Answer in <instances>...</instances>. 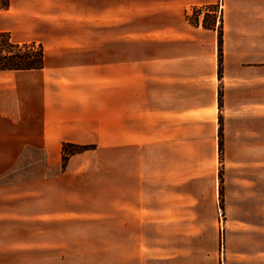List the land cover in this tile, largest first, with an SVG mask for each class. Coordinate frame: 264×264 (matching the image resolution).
<instances>
[{
  "label": "crops",
  "instance_id": "obj_1",
  "mask_svg": "<svg viewBox=\"0 0 264 264\" xmlns=\"http://www.w3.org/2000/svg\"><path fill=\"white\" fill-rule=\"evenodd\" d=\"M223 2L220 76L187 18L218 0L139 36L121 0L101 36L87 3L42 20L44 67L0 71V264H264V0Z\"/></svg>",
  "mask_w": 264,
  "mask_h": 264
},
{
  "label": "rangeland",
  "instance_id": "obj_2",
  "mask_svg": "<svg viewBox=\"0 0 264 264\" xmlns=\"http://www.w3.org/2000/svg\"><path fill=\"white\" fill-rule=\"evenodd\" d=\"M3 2L5 0H2ZM120 0H10V6L8 9H2L0 7V31L8 32L11 36L13 42L20 45H34L35 49L40 47L43 49L41 43L37 42V31L38 28L43 26L41 24L42 20H59L60 13L56 14L57 6L64 8L65 12L63 13V18L72 16V12H68L71 9H74V6L77 4H88L94 6L96 14V36L103 35V23L110 20H114L113 16L115 15V8L113 4L119 2ZM126 4V28L127 36H139L144 31L152 30L154 26H166L168 20V15L165 11H154L155 8L152 5L156 2H162L165 4L166 0H121ZM153 3V4H152ZM112 5L109 10V6ZM224 2L223 0H218L217 5L215 6H202L199 8H193L189 16H187L190 23L193 25H198L199 22L207 25H218L219 30L221 26V15L223 10ZM205 11H212V15H208ZM106 13L108 17H106ZM111 17V18H109ZM222 29V28H221ZM218 30V34H219ZM114 31V30H112ZM159 49L161 52H165L166 43L165 40L161 41ZM143 52H146L143 50ZM222 52V46H221ZM219 46H218V75L219 66L221 65V59L219 57ZM222 54V53H221ZM222 72V65L221 70ZM220 127V126H219ZM223 128V126H222ZM219 139V136H218ZM222 159V158H221ZM220 159V160H221ZM222 203L220 201V208ZM219 214L223 217V212L219 210Z\"/></svg>",
  "mask_w": 264,
  "mask_h": 264
},
{
  "label": "trees",
  "instance_id": "obj_3",
  "mask_svg": "<svg viewBox=\"0 0 264 264\" xmlns=\"http://www.w3.org/2000/svg\"><path fill=\"white\" fill-rule=\"evenodd\" d=\"M0 7L2 9H8L10 7V0L4 2L0 0ZM208 27L209 25L205 24ZM222 27L220 26L218 34V46H219V57L221 59V46H222ZM44 52L40 47L35 49L34 45H20L12 41L11 36L8 32L0 31V71H30L39 70L44 67ZM221 65L219 66V74L221 73ZM219 106L222 105V96L219 94ZM219 136V153L220 159L223 153V128L222 122L220 121V127L218 131ZM93 146L89 145H76L71 143L63 144V166L67 164L68 159L77 153L93 149ZM220 181L222 176L220 173Z\"/></svg>",
  "mask_w": 264,
  "mask_h": 264
}]
</instances>
